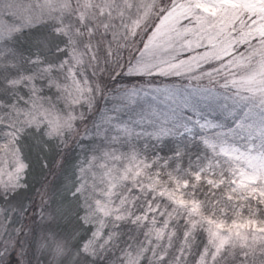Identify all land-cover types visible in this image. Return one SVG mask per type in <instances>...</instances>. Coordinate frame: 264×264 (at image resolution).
I'll use <instances>...</instances> for the list:
<instances>
[{"label":"rangeland","instance_id":"374dc122","mask_svg":"<svg viewBox=\"0 0 264 264\" xmlns=\"http://www.w3.org/2000/svg\"><path fill=\"white\" fill-rule=\"evenodd\" d=\"M49 2L63 10L41 17L45 0H0V144L6 133L28 127L29 121L38 122L44 136L50 134L64 146L75 136L92 137L95 141L85 152L86 159H79L75 188L83 206L81 219L93 231L83 249L52 227L38 229L35 239L16 242L27 229L25 221L19 224L22 198L12 193L26 185L27 170L15 173L14 161L4 157L0 159V264L10 254H15L14 264H197L198 256V264H264V212L258 216L252 211L237 220L222 218L232 226H214V240L204 230L206 242L198 247L196 234H185L192 200L176 193L173 209L158 200V195L171 190L149 172L152 161L143 153L149 140L195 123L201 110L222 113L232 125L224 124L225 130L219 128L211 141L224 153L235 188L264 205V57L260 55L264 0H215L219 7H210L209 0H192L194 9L188 0ZM145 6H149L147 14ZM164 7L170 8L169 13L152 28ZM221 10L224 19L215 30L189 23L193 11L216 16ZM68 15L74 16V23ZM42 22L60 26L68 42L63 39L57 47L66 49L67 55L25 72L20 61H11L13 44L8 39ZM148 37L152 41L145 48ZM250 45L257 49L251 60L246 52ZM148 51L153 57L141 60L142 52ZM213 64L216 68L209 73ZM241 68L245 73H240ZM54 71L61 76L53 77ZM210 75L215 77L211 82ZM116 78L127 81L116 90L108 89L105 82ZM226 78L227 88L221 87ZM51 85L57 91L44 93V87ZM6 94L16 96L12 103ZM89 113L98 120L93 127L86 119ZM225 118L220 120L225 123ZM214 122H206L207 127ZM14 151L19 157L20 145ZM9 172L18 176L12 184ZM44 203L39 201L37 212ZM198 207L203 213L200 203ZM53 211L44 209L43 225L56 222ZM172 217L183 219L182 234L178 225L172 227Z\"/></svg>","mask_w":264,"mask_h":264},{"label":"trees","instance_id":"16d2710c","mask_svg":"<svg viewBox=\"0 0 264 264\" xmlns=\"http://www.w3.org/2000/svg\"><path fill=\"white\" fill-rule=\"evenodd\" d=\"M160 1L166 3L169 0ZM69 19L70 22L75 21L74 16L70 15ZM37 25L40 27H36ZM54 26L51 22H42L34 27L25 28L12 34L8 39L13 44L12 56H14L11 61H15V63L20 61L21 68L25 72H31V70L36 71L42 68L47 59H62L65 54L57 51V44L65 39V34L61 36L52 35ZM37 33L50 35V41L44 45H35L32 38ZM39 55L42 58L40 61L38 60ZM31 59H34V61H31ZM61 74L57 71L51 73L53 77L54 75L61 76ZM1 75L3 74L0 73V84L3 82ZM134 79L137 80V78ZM126 81L116 78L114 81L109 79L105 83L108 89L116 90L118 85L126 83ZM56 91V86L51 85L45 86L43 92L54 94ZM104 93L102 91V94ZM6 97L8 103H12L16 96L6 94ZM201 111L196 115L194 114L196 116L195 123L191 121L190 124L183 125L175 132H169V134L158 138L154 137L149 140L147 147L143 149V153L148 154L150 162L152 161L149 172L171 190L170 194L158 195L157 199L165 203L166 207L171 206L173 209L172 206L178 198L175 194L178 193L181 195L180 198L192 201L193 199L198 200L205 215L227 220L240 219L252 211L257 213L258 216L262 215L264 205L258 201L260 199L252 200L251 196L248 197L241 190L232 188L231 173L224 158V153L220 147L211 141L213 133H216L219 128L225 130L224 124L231 126L233 121L225 118L222 113ZM94 115L91 113L86 117L91 127L95 126V122L98 121L97 117L94 118ZM221 117L225 118V123L220 120ZM213 120H215L213 125L207 127L206 122ZM94 141L92 137L88 138L82 134L75 136L68 145L64 146L63 143L59 144L55 139L44 136L42 131L26 132L23 138L20 139L19 145L27 163V188H20L21 191L17 194L18 197L22 198L20 200L22 215L19 224L25 221L27 230L18 235L16 242L28 241L38 233V229L47 227L55 228L60 235L73 240L75 248H79L81 243L89 239L93 230L87 223L85 226L79 224L76 212L80 211V218H82L81 210L83 206L79 196L73 199L70 191L77 183L75 180L79 169L77 167L79 159L82 157L86 159L84 157L85 152L93 145ZM85 143L88 144L87 148L84 147ZM70 181L73 184H70ZM221 183L224 185V189H231L230 193L225 192L223 196L225 202H220L222 198L220 191L214 192L216 186ZM209 185H212V187H209ZM40 200L45 201L43 209H51L52 207V210H54L52 218L55 217L56 222L49 221L43 225L42 213L39 209L37 212L36 208ZM62 200L66 209L69 206L71 207V211H68L67 214L58 213L56 210L57 205ZM248 201L254 206L243 207L244 204L246 206L250 204ZM205 207L207 208L206 211ZM34 211V215L31 216L33 221H29L31 217L28 218V215ZM172 218V227L178 225L179 233L182 234L180 225L183 223V219ZM28 223L31 224L28 225ZM126 226L127 224L123 223V227ZM130 229H135L134 225H130ZM79 230L81 231L79 232ZM205 235L204 230L196 232L198 247L206 242ZM6 257L4 264H14L15 254Z\"/></svg>","mask_w":264,"mask_h":264},{"label":"snow or ice","instance_id":"6c2138e0","mask_svg":"<svg viewBox=\"0 0 264 264\" xmlns=\"http://www.w3.org/2000/svg\"><path fill=\"white\" fill-rule=\"evenodd\" d=\"M188 3L192 9L195 8V4L192 3V0H188ZM209 6L210 7H219L215 3V0H209ZM148 7L149 6H145V8H144L145 14L148 13ZM170 7L174 8V7H176V5H171ZM54 10L62 11L63 9L58 4L51 3V2H49V0H45V3L40 6V16L42 17L46 14H50ZM169 11H170L169 7H164L163 10L160 11L159 15L156 17V20L153 22L152 28H157V25L159 24L161 17H165V15L167 13H169ZM140 18H141L140 16L137 17V19H140ZM223 19H224V11L223 10H221L216 16H209L203 12L196 13L195 11H193V18L189 20V23L191 25H193L194 27H196L197 29L203 27L204 25H208V26H212L213 29L215 30V26L222 23ZM145 23H146V21H145ZM36 27H40V26L37 25ZM59 27L60 26L57 25L52 30V35H55V36L63 35V33L61 31H59ZM205 31L207 32V29H205ZM146 36H148L147 33H146ZM133 38H135V37H133ZM50 39H51V36L46 34V33H37L32 38L33 43L37 46L46 44L48 41H50ZM151 41H152V37H148V43L145 44V48H148L149 44H151ZM67 42H68L67 38L65 37V43H67ZM249 48L251 50L249 51L246 49V52H247L248 59L251 60V58L257 54V49L253 45H250ZM57 51L63 52L65 55H67L66 49H61V48L57 47ZM153 55H154V53L152 51L142 52L141 60H144L145 58L151 59L153 57ZM260 55L262 57H264V52H261ZM222 64H223V62H221V66H222ZM176 66H177L176 64L171 65L172 68H175ZM215 68H216L215 64L210 65L208 67L207 71L209 73H211L213 71V69H215ZM239 71L241 74L245 73V69H243V68L239 69ZM176 74L180 75L181 73L177 72ZM203 74L204 73H201V76ZM230 75H233V74L230 73ZM190 79H191V77H190ZM196 79L199 80L200 77H196ZM214 79H215V77H213L211 75L209 76L210 82L213 81ZM227 86H228V80L226 78L225 83L223 85H221V87L227 88ZM198 88H199V86H198ZM199 90L205 91L207 89L199 88ZM175 91H179V90L176 89ZM187 106L188 105H185V107H187ZM28 125H29L28 127L21 125V127L19 129L13 128L11 133L5 134V142L3 144H0V152H2V154H3V156L0 157V159H2L4 157L11 158L16 165V167L14 169L15 173H19L20 171H26L27 170V164L25 162H23L22 151L20 152L19 157L16 156V153L14 151V149L19 148L20 139L23 138V136L26 132H33V131L39 132V131L43 130L41 125L38 122L29 121ZM44 127H46V125ZM17 131H19V136L16 135ZM48 138H51L50 134H48ZM8 174L10 176V180L8 182L9 184L14 183L18 179V176L13 175V172H9ZM209 187H212V185H209ZM23 188L26 189L27 185H23ZM232 188H235L234 184L232 185ZM20 191H21V189L17 188L16 192L12 193V196L19 194ZM54 191H55V189H54ZM215 191H220L222 193V198H221L220 202H225L223 200V196H224L225 192L230 193L231 189H224V185L221 183V184H218L216 186V188L214 189V192ZM70 195L73 199H75L76 197H78L80 195V192L74 187L73 190L70 191ZM64 199L66 200L67 198L65 197ZM198 206H199V201L196 199H193L192 205L189 206L192 210L188 211V216L191 217V219L189 220L188 224L186 225L185 234L187 235V234L191 233L192 235H195L197 231L206 230L208 233L209 239L214 240L216 238V235H217V233L214 229V226L223 229V228H225L227 222L220 217H215L214 219H209V218L205 217L203 215V213L199 210ZM56 210L58 213L67 214L68 211H71V207L69 206V208L66 209L64 207L63 200H62L61 203L57 205ZM206 210H207V208L205 207V211ZM43 211H44V209L41 208L40 212L42 213ZM49 215H51V213H49ZM76 218L79 221V224L81 226H85V221L80 218V211L76 212ZM41 219H44V217L41 216ZM235 223H241V221H235ZM231 226H232L231 224H227V227H231ZM107 232H108V229L105 228V234H107ZM86 245H87V241H84L83 243H81L79 245V248L83 249L86 247ZM202 254H203V249L201 250V255ZM84 255L87 258V253H84ZM165 259H166V257H165ZM198 262H199V256L197 257V264H198ZM122 264H123V261H122Z\"/></svg>","mask_w":264,"mask_h":264}]
</instances>
